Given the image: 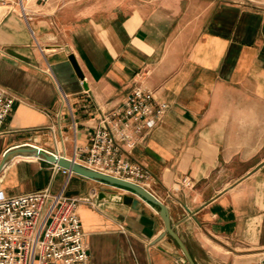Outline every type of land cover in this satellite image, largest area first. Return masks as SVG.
<instances>
[{
    "label": "crops",
    "instance_id": "obj_1",
    "mask_svg": "<svg viewBox=\"0 0 264 264\" xmlns=\"http://www.w3.org/2000/svg\"><path fill=\"white\" fill-rule=\"evenodd\" d=\"M17 1L0 5V90L15 100L0 128V163L35 146L84 164L102 116L143 86L168 109L133 148L119 144V157L145 167L137 184L166 206L194 264H261L264 0H22L28 22ZM56 166L12 158L0 199L40 190L89 197L77 206L89 264H188L160 236L158 207ZM125 195L134 208L117 200Z\"/></svg>",
    "mask_w": 264,
    "mask_h": 264
},
{
    "label": "built area",
    "instance_id": "obj_2",
    "mask_svg": "<svg viewBox=\"0 0 264 264\" xmlns=\"http://www.w3.org/2000/svg\"><path fill=\"white\" fill-rule=\"evenodd\" d=\"M40 1L45 4L48 0ZM8 2L0 0V5ZM17 5L28 22L31 15L22 0ZM62 98L66 100L65 95ZM14 101L0 90V128L7 122ZM123 101L118 110L102 116L91 136L83 165L137 184L148 178L147 170L120 158L118 145L133 148L136 139L151 132L162 120L168 104L157 100L154 93L140 85ZM81 202L89 203L90 198H70L62 191L48 190L0 199V264H89L77 212Z\"/></svg>",
    "mask_w": 264,
    "mask_h": 264
},
{
    "label": "water",
    "instance_id": "obj_3",
    "mask_svg": "<svg viewBox=\"0 0 264 264\" xmlns=\"http://www.w3.org/2000/svg\"><path fill=\"white\" fill-rule=\"evenodd\" d=\"M69 60L77 73L79 78H83V75L81 72H79V69L74 61V58L72 56H68ZM19 156H36L38 158H42L43 160L47 162H51L54 164H57L60 168L64 170H68L71 173H75L77 175H81L83 177L92 179V180H97L107 186H114L118 187L123 190H128L129 192L133 193L136 197L140 198L141 200L143 199L147 203H149L152 207L159 208V215L162 218V221L164 222V232L160 236L168 235L172 237L178 246L180 247L181 251L183 252L186 261L188 264H194L190 255L188 254V251H186L183 243L181 242L180 238L177 237L175 234L174 230L171 229L170 227V222L168 221V210L166 206H164L158 199H156L150 192L146 191L144 188H141L139 185L132 183L130 181H125L120 178H116L113 176H108L103 173H100L98 171H93L90 168H87L83 164L76 163L74 160H70L61 156H58L56 154L52 153H45L41 149L37 147H32V146H22L10 151H7L0 163V173L4 168V164L7 163L9 160H11L14 157H19ZM99 198L105 199L110 197V194L104 191L99 192ZM120 202H122L124 205H129L131 207H135L137 205V200L133 196L130 195H125V196H118V199ZM261 264H264V260H262Z\"/></svg>",
    "mask_w": 264,
    "mask_h": 264
},
{
    "label": "rangeland",
    "instance_id": "obj_4",
    "mask_svg": "<svg viewBox=\"0 0 264 264\" xmlns=\"http://www.w3.org/2000/svg\"><path fill=\"white\" fill-rule=\"evenodd\" d=\"M230 1H234V2H236L238 4H250V5L255 4L252 0H230Z\"/></svg>",
    "mask_w": 264,
    "mask_h": 264
}]
</instances>
